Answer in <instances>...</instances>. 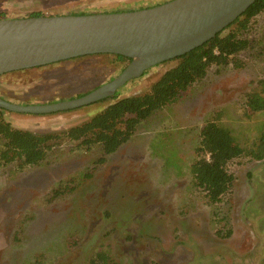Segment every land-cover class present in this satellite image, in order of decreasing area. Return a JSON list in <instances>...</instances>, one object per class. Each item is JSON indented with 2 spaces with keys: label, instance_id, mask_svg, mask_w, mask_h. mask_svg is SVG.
Listing matches in <instances>:
<instances>
[{
  "label": "rangeland",
  "instance_id": "1",
  "mask_svg": "<svg viewBox=\"0 0 264 264\" xmlns=\"http://www.w3.org/2000/svg\"><path fill=\"white\" fill-rule=\"evenodd\" d=\"M169 1L0 0V19L134 11ZM247 36L254 48L240 54L241 68L211 66L203 80L142 121L104 164L97 165L98 144L78 148L63 137L41 165L1 167L0 264H91L102 250L119 264H264V158L230 161L233 185L215 203L191 174L208 121L218 118L248 149L264 130V111L243 113L246 95L264 80V14ZM127 64L100 54L7 73L0 97L22 105L75 99ZM176 64L129 81L118 99L149 92ZM114 101L50 114L6 110L3 119L16 129L62 134Z\"/></svg>",
  "mask_w": 264,
  "mask_h": 264
},
{
  "label": "water",
  "instance_id": "2",
  "mask_svg": "<svg viewBox=\"0 0 264 264\" xmlns=\"http://www.w3.org/2000/svg\"><path fill=\"white\" fill-rule=\"evenodd\" d=\"M255 1L171 0L134 11L0 19V76L90 55L131 59L118 76L84 96L37 105L0 97V107L50 114L110 98L149 69L216 37Z\"/></svg>",
  "mask_w": 264,
  "mask_h": 264
},
{
  "label": "trees",
  "instance_id": "3",
  "mask_svg": "<svg viewBox=\"0 0 264 264\" xmlns=\"http://www.w3.org/2000/svg\"><path fill=\"white\" fill-rule=\"evenodd\" d=\"M260 14H264V0H256L216 37L173 59L177 64L166 70L149 92L120 99L116 94L103 99L99 102L110 99L115 101L89 120L71 127L62 134H36L13 128L3 119V111L6 110L0 107V139L3 141L0 148V168L13 162H17L21 167L41 165L48 152L63 137L76 142L78 148L90 149L98 144L103 157L97 161V165L104 164L106 157L117 152L131 138L142 121L176 101L190 86L203 80L211 66L233 65L235 68H241L243 62L239 56L242 52L254 48L253 41L247 35L253 20ZM35 16L44 15L34 13L28 17ZM110 55L121 63L131 60L122 55ZM260 111H264V80L259 81L256 88L246 95L243 113L250 117L249 113ZM196 153L199 158L197 157L191 166L194 185L207 191L211 203L218 202L234 182L233 175L227 171L230 161L244 155L257 160L264 158V130L256 148L248 149L239 144L232 130L218 118L212 119L200 131V144ZM63 192L55 191V195H61ZM91 264L119 263L111 260L106 251L102 250L92 257Z\"/></svg>",
  "mask_w": 264,
  "mask_h": 264
}]
</instances>
